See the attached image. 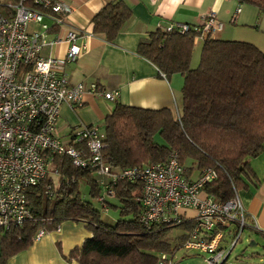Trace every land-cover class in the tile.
<instances>
[{
  "label": "trees",
  "instance_id": "trees-1",
  "mask_svg": "<svg viewBox=\"0 0 264 264\" xmlns=\"http://www.w3.org/2000/svg\"><path fill=\"white\" fill-rule=\"evenodd\" d=\"M236 2L264 13V0ZM4 10L8 12L6 6ZM130 15L122 1L109 2L92 18V32L113 43ZM194 38L192 29L166 33L156 28L139 42L137 54L160 75L182 77L181 108L174 114L169 108L150 110L115 102L104 119L101 160L110 172L118 173L164 163L176 155L188 180L204 169L214 170L216 178L203 185V194L225 202L264 184L250 167V160L264 151V52L247 42L208 36L192 68ZM51 159L47 177L26 191L31 217L0 232V264L27 249L39 230L54 232L65 222L82 223L90 234L68 257L78 264H170L184 247L192 217L177 224L141 222V182L103 178L102 185L93 168L75 167L66 156ZM51 174L57 175L56 186ZM80 182L87 187V199ZM109 190L112 197L106 195ZM111 210L118 212L117 220L105 217ZM246 226L264 237L248 215Z\"/></svg>",
  "mask_w": 264,
  "mask_h": 264
},
{
  "label": "built area",
  "instance_id": "built-area-1",
  "mask_svg": "<svg viewBox=\"0 0 264 264\" xmlns=\"http://www.w3.org/2000/svg\"><path fill=\"white\" fill-rule=\"evenodd\" d=\"M7 8L6 15L0 14V232L31 217L27 189L47 177L53 155L66 156L75 167L93 168L102 185L103 178L141 182L140 220L145 224H177L192 212L193 229L183 248L207 254V264H229L227 258L247 227L238 194L225 202L204 196L203 185L216 178L215 171L207 168L188 180L176 155L164 163L112 173L101 160L104 134L98 127L78 129L69 141L61 140L56 123L63 105L79 108L86 95L114 101L117 92L95 83L86 87L69 82L65 66L86 50L78 43L81 32L68 27L69 5L62 0H18ZM157 28L166 33L192 29L195 43L220 33L223 24L210 11L195 26L167 23ZM59 46L65 48L62 55L45 54ZM51 191L47 189L48 196ZM106 195L112 197L113 192ZM228 229L232 237L226 241ZM44 234L39 230L34 240Z\"/></svg>",
  "mask_w": 264,
  "mask_h": 264
},
{
  "label": "crops",
  "instance_id": "crops-1",
  "mask_svg": "<svg viewBox=\"0 0 264 264\" xmlns=\"http://www.w3.org/2000/svg\"><path fill=\"white\" fill-rule=\"evenodd\" d=\"M62 1L72 9L67 17L68 27L81 32L83 36L78 43L86 47L75 62L65 66L69 82L86 87L95 83L108 92H117L114 101L86 95L79 108L63 105L56 123V134L63 141H69L73 132L81 128L98 127L103 131L104 119L113 111L115 102L150 110L169 108L177 114L181 108L182 77L176 74L166 79L160 75L154 65L137 54L139 42L158 26L167 23L196 25L210 11L221 23L228 19L227 12L224 13L226 20L220 18V10L226 0H119L130 9L131 15L113 43H108L103 36L93 34L92 18L106 4L117 0ZM13 3L14 0H0L2 15L7 14L4 7ZM261 15L264 13H258L259 17ZM251 23L237 25L234 22L227 29L223 25V30L212 37L247 42L264 52V27L260 26L258 18ZM201 43L195 42L194 49L197 46L201 48ZM64 50V46H59L46 50L45 54L60 56ZM194 56L190 63L192 68L198 64L197 55L196 58ZM238 196L254 227L264 231V195L250 189L239 192ZM186 214L193 215L192 212ZM89 236L82 223L65 222L58 232L44 234L4 264H78L69 261L68 257Z\"/></svg>",
  "mask_w": 264,
  "mask_h": 264
},
{
  "label": "rangeland",
  "instance_id": "rangeland-1",
  "mask_svg": "<svg viewBox=\"0 0 264 264\" xmlns=\"http://www.w3.org/2000/svg\"><path fill=\"white\" fill-rule=\"evenodd\" d=\"M227 12L228 19H224L226 16L224 13ZM258 10L249 4H241L240 6L234 0H226L223 3L221 10H220V18L222 20V24L224 25L225 29L230 28L233 26L232 18L235 16L236 24L243 25L245 23L253 24L256 19L260 21V26L264 27V15L258 16ZM251 26V25H250ZM254 26V25H253ZM251 26V27H253ZM226 32V30H225ZM226 34V33H225ZM222 39L226 40L225 37ZM195 55V56H194ZM199 62L200 56V47H195L193 51V56ZM197 66V65H196ZM196 66L194 68H196ZM174 114L175 111H173ZM103 130V128H101ZM250 167L257 175V177L261 180L264 178V151L256 157L250 160ZM52 175L53 185L56 186L57 183V175ZM79 189L82 193V197L87 199V187L83 184V182L79 183ZM253 191L259 192L261 195H264V184H260L256 189L254 188ZM95 207H98L96 202H93ZM112 220L118 219V212L117 211H109L108 214L105 216ZM105 217H102L103 220H106ZM174 233H178V231L174 230ZM232 237V229H228L224 232V240L229 241ZM253 241L254 245L249 246V243ZM209 258L207 254L196 251V250H186L184 248H180L178 251L175 252L172 258V264H207L206 259ZM227 262L229 264H264V237L261 235L248 230L244 229L240 241L233 247L231 250Z\"/></svg>",
  "mask_w": 264,
  "mask_h": 264
},
{
  "label": "water",
  "instance_id": "water-1",
  "mask_svg": "<svg viewBox=\"0 0 264 264\" xmlns=\"http://www.w3.org/2000/svg\"><path fill=\"white\" fill-rule=\"evenodd\" d=\"M252 245H254V242H253V241H251V242L249 243V246H252Z\"/></svg>",
  "mask_w": 264,
  "mask_h": 264
}]
</instances>
